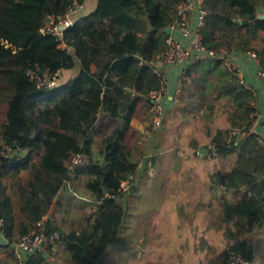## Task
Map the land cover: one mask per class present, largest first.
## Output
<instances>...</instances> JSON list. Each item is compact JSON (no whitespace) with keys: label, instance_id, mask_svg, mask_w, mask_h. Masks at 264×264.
Returning <instances> with one entry per match:
<instances>
[{"label":"trees","instance_id":"16d2710c","mask_svg":"<svg viewBox=\"0 0 264 264\" xmlns=\"http://www.w3.org/2000/svg\"><path fill=\"white\" fill-rule=\"evenodd\" d=\"M73 1L83 0H0V219L7 240L0 247L9 249L0 264H21L13 259L11 245L43 219L71 182H81L70 190L84 195L93 212L78 233H58L49 222H44L45 232L58 233L55 244L64 243L71 261L101 260L125 228L124 199L135 189L140 162L155 161L154 153L147 159L151 150L134 140L140 131L132 123L139 115L140 122L149 118V94L159 88L152 63L165 47V30L181 0H97L94 11L75 20L60 38L43 35L47 19L58 23ZM258 7L257 0H204L199 31L214 56L188 65L178 97L202 110L209 122L223 102L229 128L244 134L251 125L253 93L226 70L224 59L248 51L264 31ZM76 62L77 76L46 87L44 81ZM260 64L264 68V60ZM246 138L252 142L241 146L235 139L224 141L217 131L210 143L218 157L243 160L227 179L219 178L239 198L221 201L214 228L231 240L227 250L251 263L254 248L248 237L264 225V149L254 134ZM80 153L87 157L85 166L68 167L69 158ZM124 182L126 191L120 188ZM47 263L39 255L22 264Z\"/></svg>","mask_w":264,"mask_h":264},{"label":"rangeland","instance_id":"374dc122","mask_svg":"<svg viewBox=\"0 0 264 264\" xmlns=\"http://www.w3.org/2000/svg\"><path fill=\"white\" fill-rule=\"evenodd\" d=\"M71 74H73L71 71L59 73L54 81L55 85L61 86V83L71 78ZM179 99L174 100L173 106L165 111L161 128L156 132L148 130L149 118L147 121L140 122L141 116L139 115L132 123L140 131V136L135 137L134 140L148 150L150 149L151 152L149 150L147 159H150L154 153L155 161L151 163L145 159L139 164V174L134 182L135 189L133 192H127L124 199L126 224L116 243L126 242L133 247L139 242L151 243L152 234L153 240L161 243L168 242L166 234H160L158 237L156 233L151 232L155 231L153 227L169 225V218L165 213L176 214L179 225L194 229L191 231L192 243H190L193 251V264H221L226 259V250L231 240L224 233L216 231L214 224L221 201L226 195L212 192L211 189L212 178L216 179L215 170L219 172L218 165H221L222 161L217 162L215 166L216 159L210 162L196 153L183 155L179 146H192L198 141L203 144L209 143L213 138L211 137L213 129L216 131L220 129L227 137L228 123L224 113L217 114L215 119L209 122L201 117L202 110L197 111ZM171 147H177V149L169 151ZM92 151L98 160L94 146ZM34 160L35 157L32 158V161ZM184 162L196 170L197 168L192 163L197 162L196 165L199 163L204 165L203 175L199 171L194 172L187 169L189 166L183 169ZM226 163L227 161L224 165ZM67 166L69 167L68 163ZM187 180H199V182L188 184ZM6 184L8 186L9 182ZM80 184L81 182H71L67 186L71 189L81 187ZM77 195L84 198V195L80 193L75 194ZM86 200H82L81 203L87 202ZM88 202L78 204L66 201L60 206L54 212L58 223L57 228L66 232L80 228L85 223L86 216L93 212V207L88 205ZM85 208L88 209L83 210ZM205 228L207 231H204ZM256 237L254 235L251 239L256 240ZM199 247L201 258H199ZM8 253L9 249L0 247V261L5 260L9 256ZM52 258L54 260H49L47 264H56L55 256L52 255Z\"/></svg>","mask_w":264,"mask_h":264},{"label":"crops","instance_id":"0c3cea01","mask_svg":"<svg viewBox=\"0 0 264 264\" xmlns=\"http://www.w3.org/2000/svg\"><path fill=\"white\" fill-rule=\"evenodd\" d=\"M257 1L259 2V7L257 9V17L259 19L261 18V20H264V9L262 6V4L264 3V0H257ZM82 3H83V11L77 16L73 17L74 21L92 13L96 7L97 0H83ZM187 18H188L189 23L192 25L194 21L193 15L188 14ZM167 36L183 44H186V41L181 38L179 32L174 29H171L170 33L167 34ZM227 58L239 70L241 77H242V82L240 80L239 81L247 89L251 90L253 93L254 100L251 105L256 114L257 125L254 127L252 134H254L256 138H259L261 140V143L258 145L259 147L264 149V79L258 76V72L264 70V68H262L260 64V60H264V31H260L258 33L257 37L250 43L248 51L233 52ZM69 71L73 72V74H71L70 76L71 77L70 79L77 76V74L79 73L78 62H76L75 67ZM178 71H179V67L176 65L167 66L163 70V72L168 78L167 92L165 94V97L163 98V105H164L165 111L170 109L174 103V99H172V93H173L174 84H175V81L178 75ZM62 72H66V71H62ZM70 79H68L67 81H69ZM67 81H65L64 83H61V85L65 84ZM223 104L224 103L222 102L213 109V112L211 113L212 120L215 119L217 114H222V113H224V116H226L227 118L226 112L221 108ZM217 131H220L222 133V138L224 141L228 142L234 138L236 140V144L239 142V145L241 146L247 140H250L246 138L249 135L248 133L244 134V133L236 132L235 129L231 130L229 128V125H228V131H227V137L230 136L229 138H227L226 135H224L220 129ZM217 131L213 129L211 137H213ZM249 142H252V141L250 140ZM206 144H203V142L198 141L196 143H193L192 146L181 145L179 146V149L181 150L180 152H182L183 155H187L190 153H196L197 151H200L201 148ZM176 149L177 147H171L169 151H173ZM238 151L240 152V149H238ZM255 156L256 154H254L253 156H249V158L253 159ZM219 161L220 162L222 161L221 165H218L219 172L215 168L216 169L215 174L217 173L216 178L218 176V179L219 178L227 179L232 169L236 167H240V164H243V160L238 161L236 155H233L231 157L219 156L218 158H216L215 166L217 162ZM226 161L227 163L226 165H224ZM229 161L231 163H229ZM187 164H188L187 162H184L183 169L189 166ZM192 164L194 167L197 168V170L194 168H191L190 166L187 169H191L194 172L195 170L197 172L199 171L200 174L203 175L202 172L204 171V165H201L200 163L199 165H196L197 162H194ZM254 168L255 166L251 165L250 169H254ZM199 180H196V181L187 180V183L196 184L195 182H199ZM67 185L68 184H66L64 188H62L59 191L48 213L42 219L43 222H49L55 229L57 228L58 223H57V219L55 217L54 212L60 206H62L66 201L70 203L73 202V203H78V204H85L89 201L85 197L82 198L83 196H78V195L75 196V193L71 192V190L69 189ZM225 195L226 196L224 197V199L226 202H229V203H234L239 198V192H237L236 190H227ZM72 197L73 198L76 197V198L73 199ZM84 199L85 200L87 199L86 200L87 202L81 203L82 200L85 201ZM88 205H90V201L88 202ZM80 208H83V207H80ZM87 209L88 208H85L83 210H87ZM87 214H88V211H87ZM165 214L168 215L169 225L153 227L155 231L151 233H156L158 237L160 234H163V235L166 234L168 242H163V243L157 242L153 240V234H152L151 243L139 242V243H136L134 247L131 244L128 245V243L126 242L125 243L123 242L115 243L101 260L94 261L93 264H193L192 262V255H193L192 252L193 251H192V247L190 246L191 245L190 243H192L191 231L194 229L186 225L185 226L179 225V220H177L176 214H170V213H165ZM81 227L82 226H80V228L78 229H74L73 231H69V232L78 233ZM204 231H207L206 228ZM216 231H220L221 233H224L223 229L216 230ZM57 232L58 233H61V232L69 233V232L63 231L62 229H58ZM254 235L257 236L256 240L251 239V237ZM248 241L249 243L252 244L254 248V259L250 264H264V225L260 229L254 231L248 237ZM200 251L201 250L199 247V258H201ZM52 255L55 256L56 264H87L88 263L85 261H79V262L71 261L65 249L64 243H61V242L54 244L50 249H48L44 258L48 262L49 260L53 261L54 259L52 258ZM221 264H223V262Z\"/></svg>","mask_w":264,"mask_h":264},{"label":"built area","instance_id":"2783aa9c","mask_svg":"<svg viewBox=\"0 0 264 264\" xmlns=\"http://www.w3.org/2000/svg\"><path fill=\"white\" fill-rule=\"evenodd\" d=\"M204 0H181L176 6V19L174 20L170 29H174L179 32L182 39L186 41L183 44L176 41L168 36L165 40V47L163 51L156 57L153 65V73L156 75L159 88L157 91H153L149 94L152 100V107L149 111L148 127L151 132H156L161 128L163 117L165 114V108L163 105V98L167 92L168 78L163 72L164 68L171 65H176L179 67L178 75L174 84L172 99L176 100L182 92V78L181 76L185 72V69L193 61L198 60L204 56L213 57L214 52L207 50L202 44V37L200 34V27L203 25L204 17L206 12L203 8ZM264 9V3H263ZM83 11V3L79 1H73L72 4L67 9L65 16L58 21V23L52 25L51 20L47 25L41 30L43 35H52L56 37H61V29L67 30L72 27L74 18ZM188 14H192L194 21L192 25L188 21ZM62 49H67L64 45H61ZM67 51H70L67 49ZM224 64L226 70L235 75L238 80L242 82V77L239 70L228 60L224 59ZM28 76L31 79L37 78L28 72ZM258 76L264 79V70L258 72ZM55 79L52 81H44L46 87H54ZM251 125L247 128L246 133L252 134L254 127L257 125V119L255 111L250 115ZM258 144L261 143L259 138L255 137ZM9 149L5 147L3 149V155L6 156L7 153L4 150ZM197 155L204 157L208 161L215 160L217 152L214 143H208L204 145L200 151L196 152ZM87 157L80 153L72 155L68 160L69 167H83L85 166ZM122 191L128 189L127 183L124 182L120 185ZM212 192H217L224 195L227 188L223 186L219 180L216 178L212 179ZM59 239L58 233H46L44 222L41 220L36 223L34 227L27 233L19 237L12 245L13 259L19 263H24L28 258L33 256H45L49 247L53 246L55 242ZM7 240L3 232V220L0 219V245H6ZM227 257L224 264H250L240 256L236 255L232 251L226 250Z\"/></svg>","mask_w":264,"mask_h":264},{"label":"water","instance_id":"95a60500","mask_svg":"<svg viewBox=\"0 0 264 264\" xmlns=\"http://www.w3.org/2000/svg\"><path fill=\"white\" fill-rule=\"evenodd\" d=\"M260 19H261V18H260ZM49 21H50V19L48 18V19H47V23H48ZM170 30H171L170 28H167V29L165 30V33H166V34H169V33H170ZM61 31H64V30L61 29Z\"/></svg>","mask_w":264,"mask_h":264}]
</instances>
